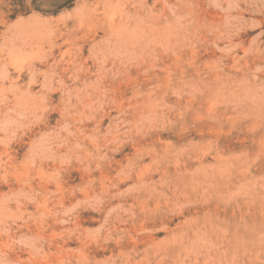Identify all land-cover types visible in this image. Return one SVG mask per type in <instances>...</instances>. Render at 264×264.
Instances as JSON below:
<instances>
[{"label":"rangeland","instance_id":"obj_1","mask_svg":"<svg viewBox=\"0 0 264 264\" xmlns=\"http://www.w3.org/2000/svg\"><path fill=\"white\" fill-rule=\"evenodd\" d=\"M180 4L0 0V264H264V0Z\"/></svg>","mask_w":264,"mask_h":264},{"label":"bare ground","instance_id":"obj_2","mask_svg":"<svg viewBox=\"0 0 264 264\" xmlns=\"http://www.w3.org/2000/svg\"><path fill=\"white\" fill-rule=\"evenodd\" d=\"M180 2H181L180 7L182 8L183 0H180ZM9 208H10V206L8 205V206H7V210H8ZM7 210H6V211H7ZM20 264H24V260H23V259L20 260Z\"/></svg>","mask_w":264,"mask_h":264}]
</instances>
